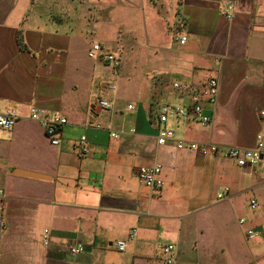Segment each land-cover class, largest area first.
<instances>
[{
  "label": "crops",
  "instance_id": "1",
  "mask_svg": "<svg viewBox=\"0 0 264 264\" xmlns=\"http://www.w3.org/2000/svg\"><path fill=\"white\" fill-rule=\"evenodd\" d=\"M228 5L233 18L221 12ZM106 53L121 56L118 68ZM212 76L214 122L168 126L177 140L254 148L264 141V0H0V104L19 115L0 128V264H163L159 243L176 245V264H264V168L157 140L160 107L190 104ZM32 107L68 118L59 145ZM83 135L90 151L80 158ZM158 163L165 185L151 189L137 169ZM75 244L86 250L71 254Z\"/></svg>",
  "mask_w": 264,
  "mask_h": 264
},
{
  "label": "built area",
  "instance_id": "2",
  "mask_svg": "<svg viewBox=\"0 0 264 264\" xmlns=\"http://www.w3.org/2000/svg\"><path fill=\"white\" fill-rule=\"evenodd\" d=\"M233 5L222 7V14L229 18L234 17ZM175 40L180 44H185L188 40L186 35H175ZM101 45L99 43L93 44L89 56L96 57L101 52ZM106 61L113 68L120 66L118 57L114 54L106 53ZM112 89H116L117 85H111ZM174 87L180 91H187L190 86L186 83L174 84ZM220 81L218 77L212 76L207 82L199 89L197 95H195L193 102L188 105H162L158 112V121L161 124L158 130L157 140L160 145L174 141L178 149H189L196 151L201 155H222L224 157L234 160L239 166H251L255 168H264V141L262 135L257 136V144L252 149H242L238 147L224 148L215 143H197L186 141L183 139H176V133L173 128L168 126V122L171 118L180 119L187 118L202 125H210L214 122L213 115L208 111V106L215 107L219 100ZM101 108L109 110L113 107V103L107 99H101L99 101ZM129 109L133 108L132 105L128 106ZM31 117L33 120L39 121L45 130L46 136L50 140V143L54 146L60 144V139L63 131V127L68 123V118L64 115L55 113L51 115L42 116L40 111L36 107L30 109ZM19 119L17 111L13 108H4L0 104V128L3 130L13 129ZM100 127V125H98ZM135 131V130H133ZM113 136L116 134L113 133ZM87 136L83 135L77 145L78 156L80 158L85 157L90 149L87 144ZM163 171L162 164L158 163L152 166H140L137 169V176L139 181L146 187L151 189H159L165 185V181L161 178ZM230 189L225 188L219 191L218 198L224 199L227 197ZM4 194V190L0 189V196ZM251 209L255 210L258 207L256 200L251 201ZM241 224L246 223V219L240 220ZM6 230V223L3 219H0V240ZM136 229L131 232V237H134ZM260 234V231L254 229L247 230V237L252 239ZM43 242L48 246L51 242V232L49 229H45L43 233ZM119 251H124L127 247L125 240H120L116 243ZM157 248L165 255L163 264H176L177 262V249L173 243H159ZM86 250L83 244H75L69 247V251L73 255H77Z\"/></svg>",
  "mask_w": 264,
  "mask_h": 264
},
{
  "label": "rangeland",
  "instance_id": "3",
  "mask_svg": "<svg viewBox=\"0 0 264 264\" xmlns=\"http://www.w3.org/2000/svg\"><path fill=\"white\" fill-rule=\"evenodd\" d=\"M118 49H116V53H117ZM134 52V51H133ZM133 52L132 53H129L130 55H128L127 57H125V54L122 56L123 58V64H122V71L125 72V73H130V72H134V55H133ZM117 57L119 59H122L121 56L119 54H117ZM133 78H134V75H133ZM136 82V80H134ZM134 87V86H133ZM135 93L136 91V88H133L132 89ZM117 92V90H116ZM133 96V95H132ZM135 100V99H134ZM108 113V111H106V114ZM174 121L173 118L170 119L169 122H172Z\"/></svg>",
  "mask_w": 264,
  "mask_h": 264
},
{
  "label": "water",
  "instance_id": "4",
  "mask_svg": "<svg viewBox=\"0 0 264 264\" xmlns=\"http://www.w3.org/2000/svg\"><path fill=\"white\" fill-rule=\"evenodd\" d=\"M33 177H45V176H43V175H40V174H38V173H30Z\"/></svg>",
  "mask_w": 264,
  "mask_h": 264
}]
</instances>
